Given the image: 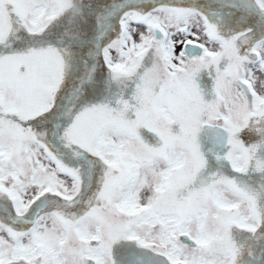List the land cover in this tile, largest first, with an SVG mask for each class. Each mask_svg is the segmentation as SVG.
I'll use <instances>...</instances> for the list:
<instances>
[{"label":"snow or ice","instance_id":"snow-or-ice-1","mask_svg":"<svg viewBox=\"0 0 264 264\" xmlns=\"http://www.w3.org/2000/svg\"><path fill=\"white\" fill-rule=\"evenodd\" d=\"M0 264H264V0H0Z\"/></svg>","mask_w":264,"mask_h":264}]
</instances>
